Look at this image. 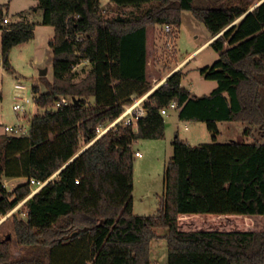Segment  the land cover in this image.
<instances>
[{
  "label": "trees",
  "instance_id": "1",
  "mask_svg": "<svg viewBox=\"0 0 264 264\" xmlns=\"http://www.w3.org/2000/svg\"><path fill=\"white\" fill-rule=\"evenodd\" d=\"M195 1L38 0L33 10H41L40 23L55 32L49 42L53 80L42 76L47 90L33 88L45 112L31 118L30 134H0V215L24 202L22 213L9 217L16 242L48 248L49 260L14 257L10 236L0 239V264H153L160 229L166 264H264V142H217L219 123L226 121L245 124L246 136L252 128L264 136V0L250 12L253 4L243 1L215 0L208 7ZM5 7L2 65L15 73L10 53L35 37L36 24H4ZM126 7L133 8L127 16L106 15ZM184 12H192L212 38L228 28L210 43L220 58L199 69L217 82L207 95H193L181 69L156 89L148 79L149 28L177 29ZM82 62L91 69L75 81ZM130 83L144 86L141 96L154 89L144 101L146 115L136 128L120 122L98 137V127L134 103L132 93L124 96ZM62 98L78 102L54 109ZM172 102L181 121L205 123L213 142L194 146L176 136L158 213L138 216L133 145L165 136L161 110ZM4 176L27 182L9 192ZM32 181L45 184L33 193Z\"/></svg>",
  "mask_w": 264,
  "mask_h": 264
},
{
  "label": "rangeland",
  "instance_id": "2",
  "mask_svg": "<svg viewBox=\"0 0 264 264\" xmlns=\"http://www.w3.org/2000/svg\"><path fill=\"white\" fill-rule=\"evenodd\" d=\"M221 1L225 3L243 1L253 4V7H255L261 0ZM214 2L215 0H196L195 6H214ZM33 3L37 4L38 0H0V6L8 4V8L5 7L7 9H4L6 14L9 9H11L10 15L8 14V16H12L28 8ZM131 10H133L132 7L119 8L111 13H106V15L127 16ZM8 16L5 15L7 18ZM164 27L165 25H157L150 27L148 31L149 64L147 75L152 84L156 83L154 82L156 75L166 73L168 70L173 69L178 63L185 60L196 49L202 46L211 36L206 26L197 20L192 12H184L181 25L177 29L172 26L171 33L167 34ZM48 28L49 27H41L38 30L35 40L12 49L10 61L15 73L7 72L3 65L0 66V134L4 132V125H13L16 123L28 125V121L33 115L45 112V109L34 106L35 94L33 88L40 84L43 85V91L47 90L40 76V72L43 69L48 70L45 76L47 80H53V53L51 54L48 45V30L50 29ZM52 28L50 30H53ZM219 58V53L216 52L210 44L203 47L183 65L185 66L189 63L182 71L184 73L182 84L188 88L193 95L203 96L211 93L213 89L217 87V82L204 79L199 69L213 65ZM90 69L91 66L88 62H82L78 65L74 70L76 75L75 81L83 79ZM17 83H22L26 86V89L20 91L16 90L15 86ZM143 89V85L130 83V86L126 88L124 96L128 99V95L132 93L133 97L136 98L134 101L135 103L137 100L146 96H141ZM18 93L32 100V104L29 105L26 115L23 113L17 115L13 109L14 105L20 102L16 98ZM128 107L129 106H126V109ZM165 120L167 123L166 132L162 139L138 140L133 145L135 152L139 151L143 154L141 158L135 157L134 189L132 193L133 212L138 216H154L158 213L160 200L165 193V171L167 164L174 154L173 141L176 136L194 146L213 142L212 135L208 131L205 123L198 121H181L178 118L177 109H170L168 115L165 116ZM246 127L245 124L240 122H220V134L217 137V142L228 143L240 139L246 142H254L255 140L264 142V136L258 128H252V135H244ZM134 128H136V125H134ZM2 182L6 190L11 192L20 184L27 182V178H8L4 176ZM36 188L37 187L34 186L33 191L36 190ZM23 204L24 202L19 204L15 212L22 213ZM10 236L12 254L14 257L35 256L44 259L48 263V248L39 246H20L17 244L14 235L13 220L8 217L0 224V239H5ZM164 236V230L160 229L158 231V237L155 240L156 243L159 244L161 241V244L159 249L157 247L153 249L156 252L152 254V258L156 259L153 263L158 261L159 264L167 263V241ZM159 244H157L158 247Z\"/></svg>",
  "mask_w": 264,
  "mask_h": 264
},
{
  "label": "built area",
  "instance_id": "3",
  "mask_svg": "<svg viewBox=\"0 0 264 264\" xmlns=\"http://www.w3.org/2000/svg\"><path fill=\"white\" fill-rule=\"evenodd\" d=\"M101 2L103 4H107L108 2H110V0H101ZM4 23L8 24L9 23V19L7 17H5L4 19ZM165 32L167 34L172 32V26L171 25H165ZM16 90L20 91V90H25L26 86L23 85L22 83H17L15 86ZM17 100H19L20 102H18L17 104L14 105L13 109L15 111V113H17V115H19L20 113H23L24 115L27 114L28 112V107L30 104H32V100L30 98H28L27 96H22L21 94H17L16 95ZM146 97L141 98L139 100H137L135 103H133L132 105H130L126 111L116 120L114 121L112 124H110L107 127H103L100 126L98 127V137H101L103 134H105L108 130H110L112 127H114L117 123L123 122L124 125H136L137 126V122L140 118L144 117L146 115V109L144 107V100ZM34 106L36 105V101L34 100ZM74 103L73 99L70 98H62L61 100L57 101L53 108L57 109V108H62L65 106H69L71 104ZM178 108V104L176 102H172L170 105L164 107L161 110V114L163 116L167 115L170 109H177ZM26 117V116H25ZM30 130H31V119H29L28 121V125L23 124V123H16L13 125H4V133L10 136H16V137H21V136H27L30 134ZM143 154L139 151L135 152V157H142ZM33 184H36V190L33 191V193L37 192L45 183H35L34 181H32ZM22 204V203H20ZM16 211V208H14L11 212H9L6 215H0V224L8 217H10L14 212ZM154 243H152V254L156 253L153 249L154 248H158V243H156V240L153 241ZM156 259L153 258V261H155ZM153 264H159V261Z\"/></svg>",
  "mask_w": 264,
  "mask_h": 264
},
{
  "label": "crops",
  "instance_id": "4",
  "mask_svg": "<svg viewBox=\"0 0 264 264\" xmlns=\"http://www.w3.org/2000/svg\"><path fill=\"white\" fill-rule=\"evenodd\" d=\"M12 1V0H11ZM10 5V4H9ZM38 5V3L37 4H35V3H33L32 5H30L28 8H25L24 10H22V11H20V12H17V13H15V14H13L12 16H8V14L10 15V10L11 9H9V11H8V13L7 14H5V15H7L8 16V19H9V23H15V22H19V21H22V20H24L25 22H27V23H35L36 25H35V37L32 39V40H35L36 39V37H37V33H38V30L41 28V27H49L50 29L52 28V26H48V25H42L40 22L42 21V15H43V13H42V11L41 10H37V11H34L33 10V8L34 7H36ZM9 8H11V7H9ZM8 23V24H9ZM48 28V29H49ZM48 30V34H49V39H48V45H49V42H50V40L51 39H53L54 38V35H55V32H54V28H52L53 30ZM0 38L2 39V30L0 29ZM215 38H212V36H210V38L202 45V46H200L198 49H196L191 55H189L185 60H183L182 62H180V63H178L173 69H171V70H168L166 73H163V74H158V75H156L155 76V80H154V82H156V83H154L153 85H154V88H156V87H158L159 85H161V84H163V83H165V81L167 80V78L169 77V75L172 73V72H174V71H176V70H178L179 68L181 69V71H183V69H185L186 68V66L189 64V63H187L185 66H183L184 64H185V62L186 61H188V59H190L192 56H194L198 51H200L203 47H205V46H207L208 44H210L213 40H214ZM32 40H30V41H32ZM30 41H28V42H30ZM25 43H27V42H25ZM22 44H24V43H22ZM22 44H20V45H18V46H21ZM148 45H149V41H148ZM17 47V46H16ZM16 47H14V48H16ZM1 49H2V47L0 48V56H1V60H2V52H1ZM50 52H51V54H52V49L50 48ZM0 66H2V64H0ZM183 66V67H182ZM182 67V68H181ZM179 69V70H180ZM203 77V76H202ZM204 78V77H203ZM205 79V78H204ZM158 80V81H157ZM39 88H40V90L42 91V92H44L43 91V85H37ZM214 90V89H213ZM147 96H148V94L146 95V96H144V97H146L147 98ZM177 112H178V118H179V110L177 109ZM168 115V114H167ZM34 116V115H33ZM166 116V115H165ZM165 116H164V118H165ZM180 119V118H179ZM167 124V123H166ZM134 150V149H133ZM159 244V243H158ZM160 244H161V241H160ZM160 244H159V247H158V249L160 248Z\"/></svg>",
  "mask_w": 264,
  "mask_h": 264
},
{
  "label": "water",
  "instance_id": "5",
  "mask_svg": "<svg viewBox=\"0 0 264 264\" xmlns=\"http://www.w3.org/2000/svg\"><path fill=\"white\" fill-rule=\"evenodd\" d=\"M260 3H261V2H260ZM260 3H259V4H260ZM259 4H258V5H259ZM256 6H257V5H256ZM256 6H255V7H256ZM255 7H253L252 9H250L248 12L252 11ZM227 29H228V28H227ZM227 29H226V30H227ZM226 30H224V31L221 32L218 36H216L215 39H216L217 37H219L220 35H222ZM215 39H214V40H215ZM0 64H2L1 56H0ZM47 73H48V70H47V69H43V70H41V72H40V76H41V77H42V76H46ZM156 88H157V87H156ZM156 88H154V89H156ZM154 89H153V90H154ZM153 90H152V91H153ZM152 91H150V92L148 93V95H149ZM74 102L77 103V102H78V99H74ZM85 149H86V148H85ZM85 149H83L82 151H84ZM82 151H81L80 153H82ZM80 153H79V154H80ZM79 154H78V155H79ZM78 155H77V156H78ZM77 156H76V157H77ZM76 157H75V158H76ZM75 158H74V159H75ZM57 174H58V173H57ZM57 174H56V175H57ZM31 196H32V195H31Z\"/></svg>",
  "mask_w": 264,
  "mask_h": 264
}]
</instances>
